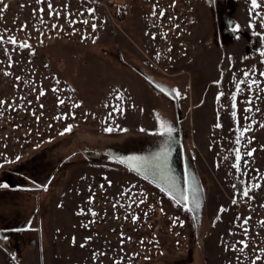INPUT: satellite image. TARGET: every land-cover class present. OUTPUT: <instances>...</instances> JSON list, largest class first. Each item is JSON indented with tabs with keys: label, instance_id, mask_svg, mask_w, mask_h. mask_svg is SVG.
I'll return each mask as SVG.
<instances>
[{
	"label": "rangeland",
	"instance_id": "rangeland-1",
	"mask_svg": "<svg viewBox=\"0 0 264 264\" xmlns=\"http://www.w3.org/2000/svg\"><path fill=\"white\" fill-rule=\"evenodd\" d=\"M250 8V0H0V101L6 102L0 105V169L69 125L88 131L79 139L84 150L116 162L151 157L166 139L155 134L158 115L175 128L168 167L178 189L185 188V173L198 187L200 207L191 200L189 207L202 226L195 236L188 212L160 191L159 180L149 177L152 184L125 163L83 152L66 154L56 170L58 151L43 158L46 167L34 159L16 166L39 179L54 170L37 209L19 187L24 176L0 172V185L9 184L0 186V228L7 229H0V264H191L195 245L199 264H264V21L256 15L264 9ZM222 24L231 36L226 42ZM54 62L66 65L67 78ZM245 72L261 87L241 85L237 93ZM106 127L115 130L107 134ZM237 147L240 171L232 167ZM255 183L262 187L243 197ZM35 212L47 233L43 254L29 244L37 237L27 230L35 227ZM241 240L249 245L243 251Z\"/></svg>",
	"mask_w": 264,
	"mask_h": 264
},
{
	"label": "snow or ice",
	"instance_id": "snow-or-ice-1",
	"mask_svg": "<svg viewBox=\"0 0 264 264\" xmlns=\"http://www.w3.org/2000/svg\"><path fill=\"white\" fill-rule=\"evenodd\" d=\"M38 3L41 2V0H37ZM251 3V8L250 11L256 12V10L258 9H264V6H262V4L260 3V0H250ZM48 8L51 10L52 5L49 3L48 4ZM43 11V9H41V12ZM153 15H157V13L154 11ZM256 15L260 16V19L262 21H264V14H262L261 12H256ZM159 16H164V12L161 11L159 13ZM83 23L87 24L88 21H83ZM262 27H264V24L261 25ZM24 27L26 26H22L21 30L24 29ZM57 27L56 25H53V28ZM178 27V26H177ZM92 29L93 31L96 30V25L93 24L92 25ZM238 26H233L232 31L233 32H238ZM238 38V37H237ZM82 39H87V37H83ZM153 39H155V36H153ZM0 43H3V37L0 36ZM10 43H12L13 45H17L19 48H30V45L27 43H19L14 39V38H10ZM7 51V50H6ZM171 51V49L169 50ZM261 55H264V52L261 53ZM11 66V65H9ZM7 74V73H6ZM221 75H223V73H221ZM244 79L240 80L238 83L235 84V88L237 93H239L241 91V85H246L248 90H251L253 88V86L255 85L258 89L261 87V85L259 84L258 81L256 80H252L251 83H249V80L251 78L252 73L249 72H245L244 74ZM262 76H264V73H261ZM17 79H19V77H17ZM215 84L219 85L220 81H214ZM53 91H57V89H53ZM175 96H179L180 94L176 91V90H172ZM44 92H40V95H44ZM224 93L221 92L218 94L217 96V100H219L220 96H223ZM117 99H122V97H117ZM233 101H235L236 97L233 96L232 97ZM5 101H0V105L5 104ZM59 104H63L64 101L63 100H58ZM248 103L251 105L253 103V101L249 100ZM74 107H79L78 104H74ZM107 106V105H106ZM231 107L233 109L236 108V104L232 103ZM256 111H259V108L255 109ZM114 112H121V114H123V110L120 107H114L113 108ZM246 111L251 112L252 108H248L246 109ZM74 116V114H73ZM112 116V113H109V117ZM232 116L235 117L236 113L235 111L232 112ZM66 119L67 115L63 116V117H58V119ZM157 124H158V131L155 133L156 135H160L162 137H166V139L163 141V144L160 148V150L155 153L154 155H152L151 157H138V156H132V157H128L127 160H120V163H125L129 166V170L136 172L137 174H143L145 179H148L149 177H151L153 180H159L161 183H157V187L160 188L161 192L166 193L167 195H169L170 199H172L174 201V203L177 206H183V209L185 211L191 212L193 211V209L191 207H189V202L191 200V203H193L195 205L196 208L200 207L199 204V197H198V193H199V189L198 187L192 182V180L190 179V177L188 176L187 173H185L184 176V184H185V188L183 190L178 189L177 187V183L174 177L171 176L170 174V169L168 167V159L169 156L171 155V142L173 141V133L175 132V128L169 124L167 121L162 120L158 115H157ZM260 127L264 128V124H260ZM215 127L217 128H221L222 125L220 123H217L215 125ZM105 132L111 133L113 132L115 129L113 127H106ZM120 131H127V129H119ZM251 126H249L248 128L243 129V131L241 132V136H237L235 143L237 145L240 144L241 141V137L243 136L244 133L251 131ZM71 131V126H67L63 132H61V135H64L66 132H70ZM141 131H145V129H141ZM248 143H251V141L249 140ZM235 151V163H233L232 167L235 168L237 171H240V161L242 160V157L240 155V149L239 147H237L236 149H234ZM255 152V149H250L246 152V155L248 157H251ZM20 157H16V160H19ZM245 167H247V163L245 162ZM245 173L241 172V175H244ZM111 182H109L110 184ZM4 188H8L9 185L7 184H3L0 185ZM103 187V186H101ZM233 187L235 188L236 186L233 185ZM262 186L259 183H255L253 185H251V187H246L243 191H242V196L246 197V198H251L250 197V192L252 191L253 188L259 189ZM123 194V193H122ZM94 197H90L89 198V203L93 202ZM233 204H236L237 201L234 198L233 199ZM140 204L144 203V200L141 199L139 201ZM62 206V205H61ZM137 206H139V204H137ZM113 207H116V205H113ZM220 213H223L225 211V209L223 207H221V209L219 210ZM93 215H95V213H93ZM128 217H126L127 219ZM133 222L135 223L139 218L138 217H132ZM237 219H239V217H237ZM250 220L249 218H245L242 221V225H246L248 223V221ZM244 233L245 235H247V228H244ZM231 234V233H230ZM123 235V234H122ZM3 239H7V237H3ZM90 239V238H89ZM130 239V238H129ZM75 242V241H73ZM239 244L242 245V247L239 249L240 251H243L245 248H247L248 242L245 240H241L238 242ZM84 245H81V247H83ZM231 250L235 251V246L231 247ZM261 257L257 256L256 260H260ZM255 264V262H254Z\"/></svg>",
	"mask_w": 264,
	"mask_h": 264
},
{
	"label": "trees",
	"instance_id": "trees-1",
	"mask_svg": "<svg viewBox=\"0 0 264 264\" xmlns=\"http://www.w3.org/2000/svg\"><path fill=\"white\" fill-rule=\"evenodd\" d=\"M222 25L224 27L220 28V36H221L220 38H222L225 41V39H227V38H229L231 36L227 34L226 29H225V25L224 24H222ZM219 42L221 44L220 40H219ZM53 66L57 69V71L59 73H63L66 76V78H67L66 72H67L68 68H66V65H64V64H62V65L60 64L59 65L58 63L56 64V62H54ZM70 68H74L75 69V68H77V66H75V67L70 66ZM154 85L159 87V85H158V83L156 81L154 82ZM84 132H86V130L80 128L79 126H76V125L71 126V131L70 132H66L64 135L59 136V138H57L56 140H54V141H52V142H50L48 144H45L44 146H41L38 150L33 152L31 155H29L27 157H24V158H21L18 162H12L10 164L5 165L3 168L0 169V172H6V173L10 172L8 174H11L12 176H15V174L21 175V177L24 176L23 183L19 187L23 191H26V190L29 191V193L31 194L30 195L31 196L30 197L31 201L33 200L34 205H36L35 209H37V206L39 204V200H40L41 196L49 188L50 181L52 179H54V175H55L54 170L49 172L48 176L46 178L39 179V178H37L34 175L31 176V175L27 174L25 171L23 172V171L17 170L16 166L19 163L28 162L29 160H33L34 159L36 162H39L42 167H46L45 165L47 163H43L44 162L43 158H45V156L48 155V154L53 155L55 152L57 153L59 151V154H58L59 155V161L56 162V164H55V169L56 170L59 168L60 163L63 162V160L65 159L66 154L69 156V153H72V152H83V154H86V155H94L95 154L97 157L99 155L100 156L102 155L103 157L109 158L112 163L124 166L123 164H121L119 162H116V160L114 158H111L110 155L99 154L97 152H94V149H85L84 150L83 148L79 147V145L77 144V142H76L77 138H74L72 141H69V139H68L69 136L74 135L75 133H77V134H85ZM104 133L108 134V132H104ZM36 153H40V154L38 156H35L34 154H36ZM56 153L54 155H56ZM145 180H147V179H145ZM147 181H149V180H147ZM2 182H4V181H2ZM149 182H151V181H149ZM5 183H7L6 180H5ZM194 212H195V210L191 211V212H188V215L190 216L191 222H193L194 235L197 236L195 227L198 229V228H201L202 226L201 225L199 226V224L197 222V216H196V220H195V216L193 214ZM35 217H36V219L34 221L35 227H30V222H28L27 223V227L29 226L32 229H30V228L27 229V227L24 228V229H27V230H30V231H33V230L35 231L34 235L37 236V237L32 239L29 244L35 246L34 250H32L33 252L34 251H38V252L43 254V253H46V250H47V244H46L47 243V237H46L47 233H46L45 229H44L45 233L41 229V222L39 220L40 216L38 215L37 212H35ZM0 229L5 231V232L7 230L5 228H0ZM18 231H20V230H18ZM196 238H198V237H196ZM193 250H194V253H193L194 255L191 256V262L190 263L191 264H199L200 263V257L202 255L201 254V250H199L198 246H196V245L194 246ZM15 257L18 258L19 255L16 256V254H15ZM143 264H170V263H166L164 261H154V262H147V263H143Z\"/></svg>",
	"mask_w": 264,
	"mask_h": 264
},
{
	"label": "crops",
	"instance_id": "crops-1",
	"mask_svg": "<svg viewBox=\"0 0 264 264\" xmlns=\"http://www.w3.org/2000/svg\"><path fill=\"white\" fill-rule=\"evenodd\" d=\"M119 132H122V131H120V130H116V133H119ZM85 134H74V135H71V137L73 136V137H76L77 138V140H76V142H77V144H79V139H81V138H88V136L86 135L88 132H84ZM109 140V139H108ZM91 211H94V206L92 207V210ZM93 213V212H92Z\"/></svg>",
	"mask_w": 264,
	"mask_h": 264
}]
</instances>
